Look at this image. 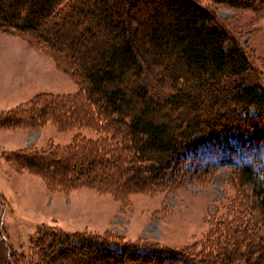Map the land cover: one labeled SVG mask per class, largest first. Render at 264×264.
Listing matches in <instances>:
<instances>
[{"label": "trees", "instance_id": "1", "mask_svg": "<svg viewBox=\"0 0 264 264\" xmlns=\"http://www.w3.org/2000/svg\"><path fill=\"white\" fill-rule=\"evenodd\" d=\"M212 1L264 17V0ZM0 29L49 54L77 84L1 112L0 126L75 131L68 144L7 153L14 171L40 176L50 190L84 186L126 199L218 170L222 154L238 158L228 175L234 194L203 240L176 249L41 225L30 238L34 263L264 264V83L210 8L197 0H0ZM1 197L0 264H22L1 249Z\"/></svg>", "mask_w": 264, "mask_h": 264}, {"label": "rangeland", "instance_id": "2", "mask_svg": "<svg viewBox=\"0 0 264 264\" xmlns=\"http://www.w3.org/2000/svg\"><path fill=\"white\" fill-rule=\"evenodd\" d=\"M197 1L210 8L227 32L247 49L256 77L264 83V17L212 0ZM76 88L49 54L0 29V114L39 92L72 93ZM80 133L96 137L89 128ZM74 134L58 131L50 122L37 129L0 126L1 211L7 235L1 249L7 259L13 258L14 251L22 264H37L31 260L38 257L30 238L41 225L56 226L68 234H106L143 245L185 248L203 240L234 194L228 175L238 158L231 152L220 155L218 170L202 177H184L182 185L172 190L160 187L150 193H131L126 199L84 186L50 190L40 176L14 171L5 158L15 149L68 144Z\"/></svg>", "mask_w": 264, "mask_h": 264}]
</instances>
